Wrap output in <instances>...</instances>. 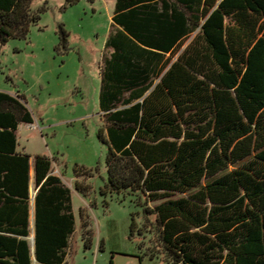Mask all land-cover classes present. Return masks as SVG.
<instances>
[{"label": "trees", "instance_id": "16d2710c", "mask_svg": "<svg viewBox=\"0 0 264 264\" xmlns=\"http://www.w3.org/2000/svg\"><path fill=\"white\" fill-rule=\"evenodd\" d=\"M33 1L0 0V51L39 22ZM99 107L101 192L135 198L168 261L264 264V0H116ZM21 124L23 99L0 91V264H68L71 190L49 157L18 152Z\"/></svg>", "mask_w": 264, "mask_h": 264}, {"label": "rangeland", "instance_id": "374dc122", "mask_svg": "<svg viewBox=\"0 0 264 264\" xmlns=\"http://www.w3.org/2000/svg\"><path fill=\"white\" fill-rule=\"evenodd\" d=\"M115 4L78 0L70 6L66 0H34L33 11H46L26 40H11L1 49L0 91L21 96L34 118L35 128L19 126L18 151L32 159L49 157L53 174L71 190L76 224L67 263L173 264L157 246L154 228L135 198L101 192L107 182L108 147L99 139L104 127L99 93ZM61 25L69 34L66 48L60 45ZM80 169L89 175L77 178ZM77 181L87 189L85 195L76 190ZM133 217L137 230L132 234ZM149 220L154 223L155 218ZM85 222L93 235L90 249L83 240Z\"/></svg>", "mask_w": 264, "mask_h": 264}, {"label": "crops", "instance_id": "0c3cea01", "mask_svg": "<svg viewBox=\"0 0 264 264\" xmlns=\"http://www.w3.org/2000/svg\"><path fill=\"white\" fill-rule=\"evenodd\" d=\"M12 95H14V94H12ZM33 126H34V124H33ZM18 152H20V151H18ZM21 153H25V151H22ZM26 154V153H25ZM31 215H32V213H31ZM31 218H32V216H31ZM33 222H34V216H33ZM33 238H34V236H33ZM33 245H34V243H33ZM34 251V249H33V247H32V252Z\"/></svg>", "mask_w": 264, "mask_h": 264}, {"label": "built area", "instance_id": "2783aa9c", "mask_svg": "<svg viewBox=\"0 0 264 264\" xmlns=\"http://www.w3.org/2000/svg\"><path fill=\"white\" fill-rule=\"evenodd\" d=\"M29 127H30V128H31V127H32V128H35V126H33V125H29Z\"/></svg>", "mask_w": 264, "mask_h": 264}, {"label": "water", "instance_id": "95a60500", "mask_svg": "<svg viewBox=\"0 0 264 264\" xmlns=\"http://www.w3.org/2000/svg\"><path fill=\"white\" fill-rule=\"evenodd\" d=\"M33 239V243H34V238H32Z\"/></svg>", "mask_w": 264, "mask_h": 264}]
</instances>
